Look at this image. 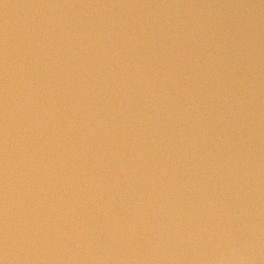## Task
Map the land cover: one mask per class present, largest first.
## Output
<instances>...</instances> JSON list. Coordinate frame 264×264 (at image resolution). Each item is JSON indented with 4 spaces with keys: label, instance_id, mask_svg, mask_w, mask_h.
Segmentation results:
<instances>
[{
    "label": "water",
    "instance_id": "water-1",
    "mask_svg": "<svg viewBox=\"0 0 264 264\" xmlns=\"http://www.w3.org/2000/svg\"><path fill=\"white\" fill-rule=\"evenodd\" d=\"M0 264H264V0H0Z\"/></svg>",
    "mask_w": 264,
    "mask_h": 264
}]
</instances>
